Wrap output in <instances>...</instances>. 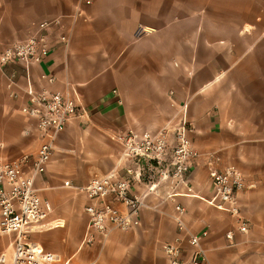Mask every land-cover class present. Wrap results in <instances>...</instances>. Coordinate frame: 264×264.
<instances>
[{
    "label": "crops",
    "instance_id": "obj_1",
    "mask_svg": "<svg viewBox=\"0 0 264 264\" xmlns=\"http://www.w3.org/2000/svg\"><path fill=\"white\" fill-rule=\"evenodd\" d=\"M55 18L61 26L51 30V38L69 31L68 48L54 42L38 64L0 68L3 157L34 153L41 143L35 121L20 109L27 76L36 88L41 72L53 74V88L77 93L86 108L58 135L64 140L81 132L85 141L55 143L45 172L35 180L52 212L30 240L59 254L60 261L52 264H169L163 244L176 236L172 214L180 203L192 232L208 230L202 241L208 264H264V0H0V52L26 38L38 22ZM13 67L21 86L15 87L17 96L7 88L6 74ZM17 102L23 119L13 124L9 109ZM183 116L193 124L189 136L197 151L185 182L166 179L150 189L151 182L133 181L131 191L145 201L133 227L113 228L85 244L84 207L90 200L64 181L85 184L113 170L125 174L130 160L111 134L172 129ZM32 124L38 146L5 153L14 135L25 141ZM211 164H234L241 171L245 185L237 196L247 232L208 202L214 193ZM12 239L0 255L9 252Z\"/></svg>",
    "mask_w": 264,
    "mask_h": 264
},
{
    "label": "built area",
    "instance_id": "obj_2",
    "mask_svg": "<svg viewBox=\"0 0 264 264\" xmlns=\"http://www.w3.org/2000/svg\"><path fill=\"white\" fill-rule=\"evenodd\" d=\"M80 1L83 0H77ZM60 26L58 18L38 22L26 38L1 50L0 68L20 62L38 64L54 48V42L68 48L69 31H58L56 37L51 38V30ZM6 78L10 94L17 96L15 87L21 86L16 67L6 74ZM39 80L46 85L35 88L27 76V85L23 88L26 103L20 108L35 121L41 140L38 149L11 158L0 155V234L13 235L9 252L0 255V264H52L61 259L59 254L46 251L40 243L29 238L52 212L51 202L39 195L35 180L45 172L59 133L72 118L85 113L86 108L77 93L50 87L56 80L53 74L41 72ZM113 93L117 91L114 89ZM116 95L121 102L120 96ZM191 131L193 124L183 116L172 129L164 126L155 132H139L132 128L114 132L110 137L120 144L123 156L130 160L124 168L125 174L113 170L93 176L85 184L64 181L65 186L83 193L90 200L84 207L87 214L85 244L106 237L113 228L129 230L133 227L134 217L145 205L144 199L131 191L133 181L151 182L150 189L166 179H172L175 184L185 182L197 156L189 136ZM209 176L214 193L208 202L234 216L237 229L247 232L249 223L241 215L237 196L245 185L241 171L234 164L224 167L211 164ZM174 210L172 217L177 233L173 240L163 244L169 264H208L207 253L202 247L208 230L192 232L184 220L185 207L176 203ZM226 236L232 240L233 231L228 230Z\"/></svg>",
    "mask_w": 264,
    "mask_h": 264
},
{
    "label": "rangeland",
    "instance_id": "obj_3",
    "mask_svg": "<svg viewBox=\"0 0 264 264\" xmlns=\"http://www.w3.org/2000/svg\"><path fill=\"white\" fill-rule=\"evenodd\" d=\"M0 49H1V46H0ZM42 85H46V82L44 81H41L40 80V86ZM54 85V84H53ZM53 85H50V87L53 88ZM6 90V89H5ZM7 93V91L5 92V94ZM8 95V94H7ZM19 102H17L16 104H13L11 105L10 109H9V113L11 114V117L13 118L14 121L13 124H18L19 122L17 121L20 117L23 119V117L21 116L20 114V111H19ZM28 122L30 120H27ZM27 125V124H26ZM26 125H22V130L26 127ZM17 126L14 127V129L16 128ZM13 129V130H14ZM33 130H34V125L32 124V126H30V130L28 132V134L26 135H23L25 141H19L17 140L16 141V138L18 139L17 135H14L13 136V139H15L14 141H12L13 145L11 144L10 145V149L9 151L5 152L7 154H14V153H19L20 151L22 150H27V151H32L34 150L37 146H38V143H39V140L36 138L35 135H33ZM16 132L18 130H15ZM13 132V131H12ZM108 135V133H107ZM106 136H100V138H105ZM107 138L109 139V137L107 136ZM85 137H84V134L81 133V132H74L72 134H70V136L68 138H64V140H62V138H57L56 142L55 143H60V144H66V146H68V144H77V143H83V141H85ZM110 140V139H109ZM111 141V140H110ZM113 143V142H112ZM115 143H113L114 145ZM117 147V146H116ZM0 148H3L2 146H0ZM92 152H89L88 154H91ZM88 156V155H87ZM82 158V162L85 163V162H88V160L86 158ZM39 193V191H38ZM241 208V207H240ZM222 210V209H221ZM241 210V209H240ZM225 211V210H224ZM230 214V213H229ZM241 215L243 216V213H242V210H241ZM233 219L235 220V217L232 216ZM244 217V216H243ZM236 222V220H235ZM248 222V221H247ZM34 233H36L35 231L31 233V235H33ZM6 237L7 240L4 242L0 241V251L1 250H5L7 248V245H8V242L10 241L11 238H13V235L11 236H8V235H3V234H0V240L2 238Z\"/></svg>",
    "mask_w": 264,
    "mask_h": 264
}]
</instances>
